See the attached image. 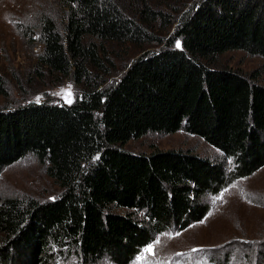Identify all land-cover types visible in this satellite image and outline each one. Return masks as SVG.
Instances as JSON below:
<instances>
[{
    "label": "trees",
    "instance_id": "1",
    "mask_svg": "<svg viewBox=\"0 0 264 264\" xmlns=\"http://www.w3.org/2000/svg\"><path fill=\"white\" fill-rule=\"evenodd\" d=\"M54 4L38 26L43 51L34 74L56 84L69 78L80 94L70 105L0 108V176L33 154L60 194L1 199L0 264H56L57 257L97 264L106 256L131 264L161 233L203 220L208 194L264 167L260 70L247 75L217 64L230 50L264 59V0ZM119 59L125 65L117 70ZM0 95L9 100L1 72ZM179 130L223 158L125 148L150 131Z\"/></svg>",
    "mask_w": 264,
    "mask_h": 264
},
{
    "label": "rangeland",
    "instance_id": "2",
    "mask_svg": "<svg viewBox=\"0 0 264 264\" xmlns=\"http://www.w3.org/2000/svg\"><path fill=\"white\" fill-rule=\"evenodd\" d=\"M54 2L0 0V72L6 78L10 92L9 100L0 95V108H4L7 102L16 106L30 101L70 105L80 94L69 78L56 84L53 78L42 80L34 74L43 51L38 26L42 16L55 9ZM174 29L173 24L165 34L166 39L171 37ZM178 43L181 47V40L176 46ZM116 62L117 70L125 65L120 59ZM217 64L247 75L259 69L257 80L264 83V59L260 56L244 50H230L218 57ZM120 72L108 78L106 84L119 79ZM69 87L71 102L61 94ZM125 148L140 153L183 149L205 157L223 158L219 149L184 130L169 134L150 131L130 140ZM226 160L227 172H233V160ZM59 194L60 187L33 154L6 167L0 176V205L1 199L7 197L33 198L43 202L55 199ZM204 200L210 206L206 217L185 229H171L158 235L149 244H155V248L154 255L147 257V264H264V167L251 176L230 179L219 193L208 194ZM146 247L131 264H139ZM55 260L56 264H77L75 257L68 261L59 257ZM97 264L115 263L106 256Z\"/></svg>",
    "mask_w": 264,
    "mask_h": 264
},
{
    "label": "snow or ice",
    "instance_id": "3",
    "mask_svg": "<svg viewBox=\"0 0 264 264\" xmlns=\"http://www.w3.org/2000/svg\"><path fill=\"white\" fill-rule=\"evenodd\" d=\"M177 46L179 47V43L177 44ZM61 94L65 95V98L68 100V102H71L70 87H69V89L64 90ZM158 243H159V241H156V244H158ZM154 248H155V244L149 245L145 248L142 256L140 257L139 264H147V257L149 255H154ZM193 251H198V250L193 249Z\"/></svg>",
    "mask_w": 264,
    "mask_h": 264
}]
</instances>
